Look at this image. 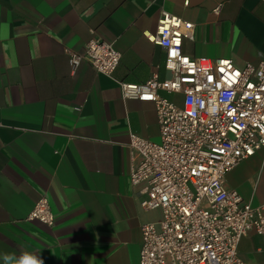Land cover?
I'll return each instance as SVG.
<instances>
[{
	"label": "crops",
	"instance_id": "0c3cea01",
	"mask_svg": "<svg viewBox=\"0 0 264 264\" xmlns=\"http://www.w3.org/2000/svg\"><path fill=\"white\" fill-rule=\"evenodd\" d=\"M162 11L194 25L186 56L238 68L264 59V0H0V264H26V254L44 264H139L140 228L160 212L140 207L128 145L131 134L158 142L159 129L154 105L124 99L120 84L169 77L164 50L147 38ZM91 38L121 54L111 76L86 62L71 70L67 51L83 53ZM224 181L264 204V149ZM42 197L53 228L26 220ZM237 252L264 264V237L244 235Z\"/></svg>",
	"mask_w": 264,
	"mask_h": 264
},
{
	"label": "built area",
	"instance_id": "2783aa9c",
	"mask_svg": "<svg viewBox=\"0 0 264 264\" xmlns=\"http://www.w3.org/2000/svg\"><path fill=\"white\" fill-rule=\"evenodd\" d=\"M193 32L192 23L162 11L147 38L164 50L169 77L120 84L124 99L154 105L159 129L158 142L131 134L128 145L129 182L143 185L140 207L160 212L158 221L140 228L139 264H247L238 256L240 239L248 233L264 237V204L245 202L224 181L264 149V59L238 68L226 58L186 56L182 42L192 40ZM67 56L71 70L86 62L105 76L121 59L99 38H91L83 53L68 50ZM26 220L53 228L46 197Z\"/></svg>",
	"mask_w": 264,
	"mask_h": 264
},
{
	"label": "clouds",
	"instance_id": "9594fccd",
	"mask_svg": "<svg viewBox=\"0 0 264 264\" xmlns=\"http://www.w3.org/2000/svg\"><path fill=\"white\" fill-rule=\"evenodd\" d=\"M28 255V259L26 261V264H44L43 260L37 256Z\"/></svg>",
	"mask_w": 264,
	"mask_h": 264
},
{
	"label": "snow or ice",
	"instance_id": "6c2138e0",
	"mask_svg": "<svg viewBox=\"0 0 264 264\" xmlns=\"http://www.w3.org/2000/svg\"><path fill=\"white\" fill-rule=\"evenodd\" d=\"M238 75V74H237Z\"/></svg>",
	"mask_w": 264,
	"mask_h": 264
}]
</instances>
